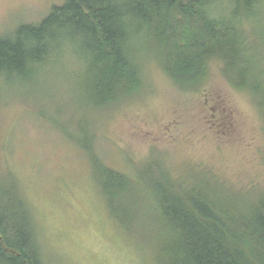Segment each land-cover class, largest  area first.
<instances>
[{
	"label": "trees",
	"instance_id": "16d2710c",
	"mask_svg": "<svg viewBox=\"0 0 264 264\" xmlns=\"http://www.w3.org/2000/svg\"><path fill=\"white\" fill-rule=\"evenodd\" d=\"M258 3L264 0H63L38 22L0 36V101L8 93L24 97L37 81L40 91L53 79L60 87L56 76H44L50 66L69 63L93 113L107 114L146 87L148 62L177 89L197 93L210 62L219 60L229 86L249 94L264 133V10L255 9ZM74 140L88 152L95 186L115 215L108 212L120 228L141 227L155 264H264V175L260 184L244 185L197 166L176 177L164 168L157 176L149 158L137 175L148 172L141 180L153 202L138 205V193L144 195L137 183L103 164L86 137ZM258 151L264 166V144ZM22 197L0 188V264H46Z\"/></svg>",
	"mask_w": 264,
	"mask_h": 264
},
{
	"label": "rangeland",
	"instance_id": "374dc122",
	"mask_svg": "<svg viewBox=\"0 0 264 264\" xmlns=\"http://www.w3.org/2000/svg\"><path fill=\"white\" fill-rule=\"evenodd\" d=\"M61 2L0 0V36L38 22ZM255 9L264 10V4ZM66 64L50 66L44 76H56L60 87L53 79L40 91L37 81L25 87L24 97L8 93L0 101V188L23 196L46 264H155L141 227L133 222L120 228L112 217L95 186L88 152L74 138L86 137L103 164L137 183L144 195L138 193V205L153 202L141 180L148 172L137 175L149 158L157 176L164 168L176 177L197 166L235 184H260L262 123L249 94L223 78L221 61L210 62L197 93L177 89L148 62L146 87L101 115L84 100L79 73Z\"/></svg>",
	"mask_w": 264,
	"mask_h": 264
}]
</instances>
